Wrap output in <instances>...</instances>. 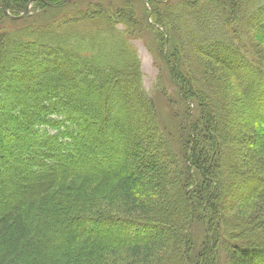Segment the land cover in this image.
Returning <instances> with one entry per match:
<instances>
[{
	"label": "trees",
	"instance_id": "16d2710c",
	"mask_svg": "<svg viewBox=\"0 0 264 264\" xmlns=\"http://www.w3.org/2000/svg\"><path fill=\"white\" fill-rule=\"evenodd\" d=\"M32 1L38 5V13L31 17L36 22L14 30L0 26V178L3 169H20L12 174V191L0 180V264H220L224 254L228 264H264V136L258 132L259 124L239 122L240 101L226 99L221 86L224 93L216 91L217 109L213 97L211 103L206 93L196 92L192 76L184 80L173 72L171 80L186 87L182 96L197 97L204 113L202 126L193 125L188 134L183 162L159 129L155 103L143 86L141 64L130 44L135 9L122 14L127 25L121 30L115 23L121 20L117 11L110 18L103 11L68 17L75 0L66 4V0H0V21L30 19L28 14L13 18L20 17L13 7L16 4L24 12ZM132 1L136 0H128L127 5ZM150 3L155 24L163 26ZM247 3L253 5L251 10L246 7L245 15L261 24L253 30L264 31V0H185L180 17L189 22L194 15L203 23L211 20L205 8H212L214 22L225 13L235 28V19L245 8L241 4ZM45 13L57 17L45 20ZM146 14L144 32L148 33L152 23ZM167 20L176 30L177 19L169 15ZM89 23L94 24L93 33L81 27ZM212 32L204 29L199 43L216 37ZM157 33L152 34L164 47L169 41ZM243 33L248 35L247 30ZM185 41H180L184 47L195 46L191 39ZM200 44L204 57L228 69L240 86L247 84L246 97H251L254 76L264 96L260 55L252 52L256 60L248 58L232 39ZM220 45L224 54L218 52ZM161 53L169 62L167 53ZM177 55L172 57L175 63L180 59ZM196 61L200 72L204 66L217 75L202 58L197 56ZM202 76V82L215 84L208 75ZM259 102L256 99L248 108L254 112L263 107L264 101L261 106ZM149 120L156 136L164 137L158 144L168 159L160 163L148 156V162L131 173L119 159L123 155L128 161L135 144L150 143L148 134L143 140L137 138L144 129L139 123L144 126ZM135 121L137 125L128 128ZM223 131L247 146L243 160L233 151L228 156L220 142ZM86 156L113 161L114 167L73 173L74 163ZM224 159L226 165L221 163ZM244 167L257 176L244 178ZM194 173L200 176L197 182ZM251 180L255 186L246 195L222 201L223 188L232 199ZM195 214L204 219L208 235L206 251L196 262L189 256L188 235ZM61 215L66 216L70 232L61 233L65 241L60 246L50 247L56 236L51 223H59L61 219L54 217ZM95 223H108L129 236L118 232L103 238L88 230ZM76 224L78 232L72 230Z\"/></svg>",
	"mask_w": 264,
	"mask_h": 264
},
{
	"label": "rangeland",
	"instance_id": "374dc122",
	"mask_svg": "<svg viewBox=\"0 0 264 264\" xmlns=\"http://www.w3.org/2000/svg\"><path fill=\"white\" fill-rule=\"evenodd\" d=\"M153 1V4L156 8L158 20L163 24V26L156 25L155 19L157 18L156 15L153 14L152 5L150 3V0H136L132 1V5H127L128 0H75L72 6L69 8V11L67 13L68 17H74L76 14H87L95 13L96 11H103L106 16L109 18L114 16L116 11L121 15V20L115 21V23L118 25V27L121 30H124V27L126 24V21L123 19L122 14L126 16L129 9H132L136 12L137 18L135 17L134 22V30L135 34L134 37H132V40L130 41V44L135 48L137 52L138 59L141 64V74H142V81L145 91L150 95V97L153 99L157 113H158V125L159 129L165 132V135L167 138H170L172 148L174 151L177 152L178 156L180 157V160L185 162L183 159L186 155L185 150V143L187 141L188 134L190 133V130H192L193 125H195L197 128L201 127L203 124V117L204 113L202 111L200 102L198 101L197 97L192 96V94H187L185 99V96H182V93H186V87L183 85V82H179L175 84V81H172L173 75L176 74V78H178V74L181 75V77H184L183 79H189L193 77V79L196 80V85L194 88L196 92H200L202 94L208 95L207 98H214V105L215 108L219 109L218 101L219 97L217 96V92L224 93L221 90V86L224 88L227 94V98L233 100V98L237 100L240 104H237L238 106L237 110L238 113H240V117L238 118L239 122L242 121V124L246 123L247 120H250V122L259 124L258 132L260 135L264 136V106L263 107H257L254 109V112L252 108H248L251 106L252 102H256V99L259 100V105L261 106V101H264V96L262 95L261 90L258 82L256 80V77L254 76V80L252 79V90H251V97L249 99L248 94L247 95V84L245 83V87L240 86L238 81L232 77L231 73L228 72V69H225L224 67L220 66L219 64L215 63L213 60L204 57L201 52L198 50V44L199 40L201 39V35L204 31V29L213 30L212 33H209L210 35H213L219 38L221 40H231L233 41L235 46H238V48H244L245 51L248 53L246 56L248 58H252V52H255L258 56L260 55V59L264 60V31H255L261 24L257 21H255L251 16L245 15L246 7L251 10L252 5L256 3H247V4H241V7H245L241 9L240 18H236V24L237 27L234 28L233 25H230V17H228L225 13L220 16V19L216 22L213 21V10L212 8H205V13H207L208 16H210V19H204L203 23H200L202 21L198 20L194 15H190L189 19H192L188 22L187 17L181 18L180 13L183 12L186 9L185 0H151ZM36 1L30 2L27 7L26 11H28V15H31L29 18L25 21L21 22H11L8 19H4L0 21V26L3 27V29H17L22 28L26 25H30L31 23L36 22V19H31L33 15L37 14L38 11L36 8L38 5H35ZM37 6V7H36ZM15 9V15L21 16L25 14L26 11L23 12V9L20 8L18 5H14L13 7ZM127 8V11H126ZM209 14H208V12ZM43 14L45 11H42ZM102 12V13H103ZM250 12V11H249ZM147 13V17L149 18V22L152 23V29L149 30L148 33L144 32L145 27V21H144V14ZM47 16L44 17L45 20L51 19L53 14L57 13H45ZM60 14V13H59ZM58 14V15H59ZM27 15V17H28ZM171 15L172 17L177 19V28L176 30H172L170 26V22L167 20V18ZM256 16V15H255ZM258 16V15H257ZM127 18V17H126ZM43 18H40V21H44ZM233 19V18H232ZM127 20V19H126ZM183 21V22H180ZM19 21V20H18ZM166 23V25H165ZM190 24V25H189ZM168 25V26H167ZM176 25V24H175ZM166 26V27H165ZM82 28L86 29L87 31H90V33H93L95 31L94 24L89 23L88 26H81ZM253 28L255 30H253ZM181 31V33L178 31ZM249 29V30H248ZM248 31V35L244 34L243 32ZM179 32V34L177 33ZM199 31V32H198ZM85 32V31H83ZM158 32V33H157ZM152 33L160 34V38L162 39H168L169 43H159L156 41V37ZM195 33V35H194ZM130 35V34H129ZM192 35V36H190ZM240 37V39L238 38ZM246 37V38H245ZM198 39L197 41H194L195 39ZM211 37H205L202 40H212L208 39ZM104 41H106V36L103 37ZM186 39H191L192 43L195 44V46L192 47H184L183 44L180 43V41L183 40V42H186ZM207 41H204L202 44L206 43ZM205 45V44H204ZM219 51H224V47L222 45L218 46ZM190 50V51H189ZM161 51L163 53H167L168 61H166V57L162 55ZM178 54L177 56H180V59L175 63V61L172 59L174 54ZM171 56V57H170ZM197 56L199 58H202L205 62V66L208 64V68L214 67L217 70L216 80L214 75H212L211 72H208L207 69H202V72L198 70V63H197ZM246 57V58H247ZM255 59V57L252 58V60ZM256 60V59H255ZM262 66L264 67V62H262ZM207 68V67H206ZM174 72V74H173ZM200 75H203L205 78V75L212 78L211 80L215 84H209L207 80L205 82H202V78ZM192 76V77H191ZM202 76V77H203ZM175 78V76H174ZM216 81V82H215ZM218 81V82H217ZM263 81V80H261ZM205 84L206 86L202 85ZM220 83V84H218ZM262 83V82H261ZM207 89V90H206ZM244 94V96H243ZM194 97V98H193ZM246 99H249L250 103L246 101ZM225 100V99H224ZM223 100V101H224ZM235 102V100H234ZM212 103V102H211ZM134 104V103H131ZM256 104V103H255ZM235 106V107H236ZM216 109V111H218ZM211 110V109H210ZM256 115V116H255ZM222 120V118H221ZM152 122L153 121H147L145 125L143 126V123H139V127H143V130H140L141 133L139 135L137 134L138 140H143L145 134H148L150 138H152L149 142V144L146 145H136L133 148L135 149V152L131 151L129 153V160L125 161V159L120 157L119 161L123 163V166L126 168V170L135 172L137 166L141 163L148 162L147 158L150 157H156L160 163L163 161H166L168 159L167 151L165 153H162L161 149V143L164 137L158 138L152 130ZM215 122V121H214ZM249 122V121H248ZM218 123V122H217ZM131 124V127H130ZM128 128H132L137 125V122L135 121L130 122ZM224 124V122H223ZM233 128V127H232ZM234 130V129H233ZM146 132V133H145ZM221 135V144L225 147V149L228 150V156L232 154V151L236 155L237 159L240 157L241 159L244 157L247 146H242L241 143L238 141V139H232L229 137L228 134H225L224 131ZM237 136L236 138H238ZM192 138L196 139V136H193ZM264 142V140H263ZM138 146V147H137ZM171 147V146H170ZM170 148V149H172ZM224 151V150H222ZM224 155V154H223ZM221 155V156H223ZM220 157V154H219ZM224 157V156H223ZM222 157V160H223ZM123 159V160H122ZM243 160V159H242ZM225 162V163H224ZM222 165H226L228 163L227 159H224V161L221 162ZM224 163V164H223ZM113 161H103L100 160L97 156L92 157V159H88L86 156L84 160L75 162L74 166L72 167L73 173H78L80 171L85 170H92V169H98V170H106L107 168L111 169L114 167ZM14 167L11 166V168L3 169L1 170V182L5 184V188L8 189V191H12L13 189V182L12 174L18 173L20 169L13 170ZM16 170V171H15ZM244 178L251 179V176H257L255 174L251 175V173H247L245 170V167L242 169ZM26 175V174H24ZM195 181L197 182L200 179V176L195 175L194 173ZM255 182L251 180L250 184L247 185L246 190H239V193L234 194L232 199H228L226 197L227 191L226 188H223L221 190L223 202H231L235 200L236 198H239V196H244L248 192H250L253 188ZM193 188L190 187V190ZM231 193V192H230ZM230 197V196H229ZM206 211L204 212V218H207ZM197 214H195L194 221L192 225L188 228V235L190 239V248L191 252H189V256L192 258L194 262L197 261V259L204 255L206 251V246L208 244V235L205 228L204 219L201 217L199 219L196 218ZM54 218H60L61 220H58L59 223H51L53 229L55 230L56 236L54 235L52 238V244L50 247H58L62 242L65 241V238L61 236L62 234H67L70 232L69 225L66 222V216H55ZM66 224V225H65ZM80 226L76 224L73 226V231L78 232ZM88 230L92 233L98 234V236H101L103 238H107L108 236L112 234H116L119 231L113 226L108 223H95L94 225H91L88 227ZM53 232V231H52ZM120 233V232H119ZM118 233V234H119ZM117 235V234H116ZM120 235L129 236V233H120ZM220 264H228L226 261L225 254L221 257L220 256Z\"/></svg>",
	"mask_w": 264,
	"mask_h": 264
},
{
	"label": "water",
	"instance_id": "95a60500",
	"mask_svg": "<svg viewBox=\"0 0 264 264\" xmlns=\"http://www.w3.org/2000/svg\"><path fill=\"white\" fill-rule=\"evenodd\" d=\"M72 0H67V1H65V3L64 4H66V3H70ZM7 13V12H6ZM28 13V11H26V14ZM25 14V15H26Z\"/></svg>",
	"mask_w": 264,
	"mask_h": 264
}]
</instances>
